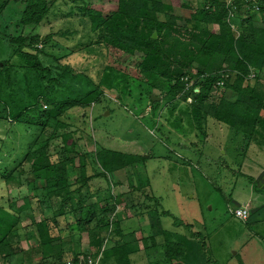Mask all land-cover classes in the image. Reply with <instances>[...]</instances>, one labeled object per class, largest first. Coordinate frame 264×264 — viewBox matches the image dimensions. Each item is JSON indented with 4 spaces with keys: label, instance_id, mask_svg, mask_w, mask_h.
I'll return each instance as SVG.
<instances>
[{
    "label": "trees",
    "instance_id": "obj_1",
    "mask_svg": "<svg viewBox=\"0 0 264 264\" xmlns=\"http://www.w3.org/2000/svg\"><path fill=\"white\" fill-rule=\"evenodd\" d=\"M226 2L71 0L62 6L60 0L0 1V53H4L0 59V120L33 132L25 153L11 160V168L5 167L0 177L8 187L22 175H31L30 188L43 190L45 200L58 201V209H52L47 216L39 197L26 195L15 202L6 193L0 197V264H86L88 257L100 254L99 264H131L132 253L138 251L136 239L101 249L102 233L110 226L109 214L116 205H125V196L118 195L117 203L111 207L106 201L114 198L110 192L95 201L89 197L98 192L93 181L113 180L117 172L144 166L146 157L124 146L98 145L94 154L76 150V131L70 130L69 111L87 109L107 99L93 78L88 80L84 73L68 66H54L55 62L89 49L90 54L101 50L104 54L112 51L132 56L135 81L152 88L163 83L170 99L185 103L192 98L186 109L198 129H204L208 119H213L249 141L264 133V0L258 14L250 13V8L239 2L234 10L230 9ZM175 6L190 11L189 17L175 14ZM7 10L14 11L15 17L5 22ZM231 10L233 18L229 17ZM60 19H74L78 24L44 37L38 33L40 26ZM230 22L237 25L236 30ZM154 32L156 40L152 38ZM53 49L58 56L49 53ZM42 57L52 59L53 64L48 65ZM252 73L257 78L251 84L248 77ZM192 81L194 85L186 91V84ZM220 81L224 82L222 88L217 86ZM150 101L156 112L159 103L152 96ZM149 189V184L143 190L135 188L130 206L136 211L133 216L146 214L153 219L155 234L141 238L146 250L150 241L152 248L163 251L166 264L205 261L204 237L200 233L187 237L166 230L162 218L169 214L158 212V200ZM137 192L152 206L148 203L137 211ZM103 199L106 203L102 206ZM22 214L30 219L33 238L39 245L36 261L31 256L26 261L9 260L23 253L19 242L12 240L20 235L15 226L21 222ZM128 215V219L133 218ZM70 217L83 233L84 241L89 242L88 253H82L81 258L79 254L71 257L66 253L62 239L55 233L62 229L60 219L68 224ZM121 223L122 220L113 222L114 235H122ZM157 235L163 237L159 245Z\"/></svg>",
    "mask_w": 264,
    "mask_h": 264
},
{
    "label": "rangeland",
    "instance_id": "obj_2",
    "mask_svg": "<svg viewBox=\"0 0 264 264\" xmlns=\"http://www.w3.org/2000/svg\"><path fill=\"white\" fill-rule=\"evenodd\" d=\"M70 1L60 0V5ZM174 11L184 18L190 15V11L178 6ZM14 13L7 10L5 22L13 20ZM72 24L78 22L60 19L40 26L38 33L44 37L65 30ZM230 24L232 29H237L236 24ZM38 48H43V45H38ZM48 51L58 56L57 50ZM91 53L90 49L75 53L54 64L52 59H42L48 65L68 66L79 74L84 73L88 80L93 78L107 99L87 109L69 111L70 130L76 131L74 137L78 152L94 154L98 145L124 146L146 157L144 166L139 164L117 172L113 180L99 178L92 182L98 192L89 197L90 201L97 200V197L106 198L107 192H110L114 197L106 200L110 207L117 203L118 195L122 194L127 205H116L109 214L110 226L102 233V251L113 245H121L124 240L131 242L136 239L138 251L132 253L131 264H166L161 249L152 248L149 241V249L146 250L141 241L142 237L149 238L155 234V229L151 227L153 219L146 214L133 216L136 211L130 207L134 189L143 190L149 184L150 194L158 200L156 209L169 214L162 218L166 230L187 237L191 233H200L204 237L206 260L200 264H207V261L209 264H264V207L259 209L264 205V175L260 177L264 172V135L255 136L251 144L246 145L241 137H237L236 131L213 119H208L204 129H198L186 109L193 101L184 103L181 99H170L161 82L152 88L135 81L134 57L112 51H109L110 55L101 50ZM3 54L2 51L0 59ZM256 78L254 73L248 77L251 84ZM151 96L160 99L156 112L150 101ZM107 112L109 115H106ZM32 135L33 132H26L23 126L12 127V124L0 120V174L4 173L5 167L11 168V160L25 153ZM32 181L33 177L26 174L6 187L0 177V197L6 193L11 202L26 195L39 197L43 201L45 214L50 216L52 209H58V201L43 199V190L29 187ZM135 196L139 198L137 211L139 206L145 207L148 203L152 206L140 192ZM250 198L251 208L259 210L252 214L251 221L246 225L232 216L229 209H235V203H246ZM106 201L100 204L103 206ZM37 206L38 203L35 209ZM128 214L133 218L128 219ZM64 220L60 219L62 229L55 233L62 239L66 253L72 254L71 257L79 254L81 258L82 253H88L89 242L84 241L86 239L78 231L73 218L70 217L68 224ZM116 220H122V235L113 233V222ZM175 221L180 225L177 226ZM29 224L30 219L22 214L21 222L15 226L20 235L12 240L19 242L23 253L9 260L26 261L31 256L30 259L36 261L39 245L33 238L34 232ZM128 235L132 237L128 238ZM155 237L157 245L163 243L161 235Z\"/></svg>",
    "mask_w": 264,
    "mask_h": 264
},
{
    "label": "built area",
    "instance_id": "obj_3",
    "mask_svg": "<svg viewBox=\"0 0 264 264\" xmlns=\"http://www.w3.org/2000/svg\"><path fill=\"white\" fill-rule=\"evenodd\" d=\"M239 2L243 5L246 6L247 9L250 8V13H260V7H261V0H227L226 4L227 7L230 9H235L236 8V3ZM234 12H232V10L229 12V17L233 18L234 17ZM188 79H184V81H187ZM194 85V82H188L186 84V91L189 90L192 86ZM217 86H219L220 88H222L224 86V82L220 81L218 82ZM195 93H198V89L195 90ZM187 102L191 103L192 102V98L188 97L187 98ZM229 213L234 216L235 218H237L238 220L241 221H246L249 217V210L248 208L242 207V208H235L233 210H231V208L229 209ZM101 259V254L99 256H97L96 258H91L88 257L86 260V264H99ZM59 264H74V262L72 261H64L62 263Z\"/></svg>",
    "mask_w": 264,
    "mask_h": 264
},
{
    "label": "crops",
    "instance_id": "obj_4",
    "mask_svg": "<svg viewBox=\"0 0 264 264\" xmlns=\"http://www.w3.org/2000/svg\"><path fill=\"white\" fill-rule=\"evenodd\" d=\"M237 134V137H241L242 138V140L245 142V144L246 145H250L251 143V141H252V139L253 138H255V136L249 141L248 139H246L242 134H240V133H238V132H236ZM262 133V132H261ZM261 133H259L258 135H264V133L263 134H261ZM207 136V138H208V135H206ZM257 136V135H256ZM206 138V139H207ZM254 140V139H253ZM262 175H264V172H261V175H260V177L262 176ZM260 178L258 177V180H259ZM253 198H254V195H253ZM235 203V202H234ZM252 203V200H251V198H250V200H248V201H246V203L245 202H243V203H235L236 204V208H242V207H245V208H248V210H249V217H248V219L246 220V221H241L242 223H244V224H248L250 221H251V217H252V214H254L255 212H257V210H259L261 207H264V205L263 206H260L259 207V209H252L251 208V204ZM147 216V215H146Z\"/></svg>",
    "mask_w": 264,
    "mask_h": 264
},
{
    "label": "water",
    "instance_id": "obj_5",
    "mask_svg": "<svg viewBox=\"0 0 264 264\" xmlns=\"http://www.w3.org/2000/svg\"><path fill=\"white\" fill-rule=\"evenodd\" d=\"M152 38H153L154 40L157 39V33H156V32H154V34L152 35ZM152 99H153L154 102H158V101L160 100L159 98H156V97H154V96H152ZM106 115H109V112H107Z\"/></svg>",
    "mask_w": 264,
    "mask_h": 264
}]
</instances>
